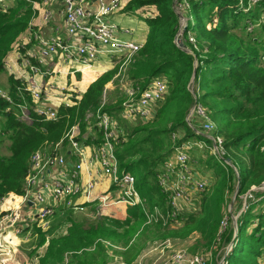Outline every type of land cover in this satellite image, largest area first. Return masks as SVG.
Returning a JSON list of instances; mask_svg holds the SVG:
<instances>
[{"label":"trees","instance_id":"obj_1","mask_svg":"<svg viewBox=\"0 0 264 264\" xmlns=\"http://www.w3.org/2000/svg\"><path fill=\"white\" fill-rule=\"evenodd\" d=\"M191 4L197 21L190 29L196 32L199 50L188 43L180 48L175 42L180 26L175 0H130L123 9L124 13L139 18L149 27L147 42L130 66L128 76L141 91L158 77L168 81L169 95L153 123L156 126V123L165 122L168 128L149 130V126H143L133 130L127 135V143L117 145V157L121 170L136 178L140 196L147 200L150 208L164 210L167 197L157 177L171 148L154 155L146 143L151 141L155 151L163 149L165 142L160 138L164 135L171 137L172 133L184 132L186 138L196 136L187 122L194 105L189 87L196 73L195 86L202 93L200 101L224 137L228 156L239 175L231 167L210 161L215 181L212 190L202 198L199 210L188 213L181 227L175 229L161 224L147 225V217L140 206L129 207L123 220L105 217L91 223L74 219L70 211L59 213L58 219L67 221L63 235L48 239L46 233L37 230L38 248L47 245L43 254L39 255L37 250L31 254L38 264H109L112 261L109 250L131 264L148 242L186 239L194 233L200 234L210 247L217 238L237 186L240 196L264 182V0L255 5H250L249 0H191ZM31 17L32 9L22 1L7 12L0 9V75L6 72L5 62L15 52ZM116 72V69L106 72L100 78V74L85 72L84 88L98 79L88 87L77 107L61 109V118L57 121H44L31 113L33 123L27 124L19 119V109L6 113L3 110L7 103L0 101V145L4 139L10 142V155L0 154V200L7 193H23L33 152L46 143H58L77 123L84 130L87 115L100 107L106 86ZM8 83L10 92L16 97L19 82L11 76ZM121 103V100L114 105L109 103L104 111L116 114L122 109ZM140 131L149 133L138 141L134 136ZM239 199L237 197V201ZM258 209L257 204L252 205L250 212H258L255 215L258 224L248 237L244 235V216L249 212L240 216L238 237L233 252L226 258L228 264H260L264 254V207ZM235 232L231 221L222 235L220 250L233 242ZM114 247L121 249L117 251ZM214 261L217 264V260Z\"/></svg>","mask_w":264,"mask_h":264},{"label":"built area","instance_id":"obj_2","mask_svg":"<svg viewBox=\"0 0 264 264\" xmlns=\"http://www.w3.org/2000/svg\"><path fill=\"white\" fill-rule=\"evenodd\" d=\"M19 1L32 9V17L14 52L18 64L11 57L5 62V71L19 83L16 97L10 89L0 87V101L7 103L4 112L19 109V119L27 124L33 123L31 113L44 121L59 120L61 109L77 107L92 84L83 87L85 71H96L95 65L105 60L118 68L117 74L125 73L126 85L121 88L125 100L118 113L104 111L112 80L106 86L101 106L87 115L83 131L77 123L58 143H46L33 152L23 193H7L0 200V264H29L20 260H26L20 250L21 243L28 240L33 228L50 229L52 218L66 211H90L88 216L92 215L95 220L120 219L117 215L122 208L140 206L147 217V225L169 227L178 223L185 214L199 210L203 194L214 186V178L201 172L197 155L208 153L214 161L225 168L231 167L239 175L228 156L224 137L200 101L202 93L194 81L189 87L194 105L187 122L196 136L186 138L184 132L172 133L171 152L157 177L167 197L166 206L164 210L160 207L152 210L147 200L140 196L136 178L121 170L116 149L117 145L128 141L127 125L123 121L132 126L138 121L153 122L169 95V84L165 78L158 77L141 91L130 80L129 68L145 44L123 38L133 33L116 20L124 9V0H0V9L7 12L17 7ZM260 1L249 0L250 5ZM175 11L180 24L176 40L180 36L184 44L199 50L196 32L190 29L195 26L190 14L191 0H175ZM52 77H61L67 85L51 82ZM50 98L61 100V103L51 102ZM1 120L0 114V134ZM194 120L196 125L192 124ZM105 182L110 186L100 191ZM238 193L239 186L232 206L239 197L240 212L235 217L226 211L209 251L193 255L179 250L171 260L164 259L160 264H209L215 252L223 251L219 250L222 235L232 221L236 232L233 242L225 247V258L220 263L228 264L226 258L233 252L240 216L250 212L254 204L258 205V210L264 207V182L252 186L243 195ZM257 224L255 220L253 226ZM120 261L125 264L122 257ZM134 264L157 263L139 261Z\"/></svg>","mask_w":264,"mask_h":264},{"label":"rangeland","instance_id":"obj_3","mask_svg":"<svg viewBox=\"0 0 264 264\" xmlns=\"http://www.w3.org/2000/svg\"><path fill=\"white\" fill-rule=\"evenodd\" d=\"M190 14L193 16V21L196 24L197 19H196V16L193 14V11H191ZM250 29L252 30V28H249V30ZM104 62L108 63L109 60H105ZM104 62H103V64H104ZM14 63L18 64V59L16 58V56H14ZM115 69L118 71V68H113V65H111V68L107 71H104V73H102V72H94V73L100 74L98 77V78H100L106 72H109V71H112ZM116 74H117V72H116ZM116 74H115L114 79H113V84L107 90V96H106V102H105L104 108L109 103H112L114 105V104H117V102H119L120 100L122 101L121 104H123V102L125 100L124 90L123 91L121 90V88L126 85V79L124 77L125 73L122 72L121 74H119V73L117 75ZM25 75H27V74L25 73ZM10 77H11L10 73H8V72L1 73V75H0V87L1 88L9 89L8 81H9ZM51 82H53L59 86L67 85L66 82L61 77H52ZM50 101L51 102L53 101L56 104L61 103V100L57 101L54 98H50ZM102 102H103V99H102ZM102 102H101V104H102ZM155 120L151 123H146V124H143L142 122L138 121L135 126H132L131 124H129L126 121H123V124L127 125L128 135L129 134L131 135L133 130L139 129L143 126H145V127L149 126V130H154V129L163 130V129L168 128V126L165 122H159L158 124L156 123V126H155L153 124L155 122ZM192 124L196 125L197 122L194 120ZM148 133H149L148 131H140L134 136V139H136L138 141L145 139L148 136ZM160 141L162 143L165 142L163 145V149L156 148L155 151L153 149L154 147L150 143L151 141L146 143V146L148 147L149 151L151 153H153L154 155L165 153L166 150H168L172 147V139L169 136H166V135L162 136L160 138ZM9 145H10V142L7 139H4V142L0 145V154L5 155V156H9L10 155V151L8 149ZM196 159L199 163V167L201 169V172L204 175H211L214 178V170L212 169L213 166L209 163L210 161H214L212 159V157L208 153H205L203 155H197ZM205 194H203V197L205 196ZM233 200H234L233 197L231 198V200H229L228 206H227V212L232 213V215L237 217L238 213L240 212V208H241V199H239V201L235 202L234 206H232ZM123 209L124 208H122L121 210H123ZM256 213H258V212L252 211V212H249L247 215L244 216V220L246 223V225H245L246 232L245 233L243 232V233H244V235L246 234L245 235L246 237H248V234L252 233V229L254 228L253 222L256 219V216H255ZM89 214H90V211L88 213L76 212L73 214V218L80 221V222H83V223L95 222L97 219L95 220L92 215L88 216ZM186 215L187 214L184 215V218L186 217ZM117 217H122L120 210L118 212ZM183 221L184 220H180L178 223H175L172 226L167 227V228L175 229V228L181 227L182 223H184ZM66 222L67 221H65L64 218L58 219V216H57L54 219L52 218L50 229H48V230L42 229L41 230V229L33 228L30 235H29L28 240L22 242L20 245V250L26 259V260H24L23 258H20V260L21 261L23 260L24 262L28 261L29 264H38L37 258L32 257L31 254L35 250H37V253L39 255L43 254L47 245H45L44 247L38 248L39 233L37 230H41L43 233H46L48 235L47 238L50 239L53 237V235L60 236L66 232V224H65ZM233 227H234V224H233ZM213 246H214V243L209 247L207 241L198 233H194L186 239L168 238V239L156 240L153 242H148V244L146 245L142 254L131 264L137 263L139 261H143L144 263L160 264V262L164 259L171 260L174 253L179 251V250H186L190 254L195 255V254H199V253H205V252L209 251ZM120 249L121 248H119V247L118 248L114 247V250L119 251ZM224 249H222L223 251L221 253L215 252L216 258H215V253H214L209 264H214L215 263L214 260H217V264H220L221 261H223L225 258L226 252ZM219 250H220V248H219ZM108 253H109V256L112 258V261L109 264H120L121 263V261H120L121 256L114 254V252L112 250H109ZM260 264H264V254L260 258Z\"/></svg>","mask_w":264,"mask_h":264},{"label":"crops","instance_id":"obj_4","mask_svg":"<svg viewBox=\"0 0 264 264\" xmlns=\"http://www.w3.org/2000/svg\"><path fill=\"white\" fill-rule=\"evenodd\" d=\"M129 1L130 0H124V7L126 6V4ZM116 20H118L123 27L130 28L133 31V33H132V35L130 37L123 36L124 39L130 38V39L135 40L138 43L146 44L147 38H148V33H149V27L147 26V24L144 21L140 20L137 17L130 16V15L124 13L123 11L118 13V15L116 17ZM10 57L12 59H14V53ZM110 68H111V65L109 63L104 62V64H103V62H100V63H97L95 65V69L94 70H96V71H94V72H102V73H104V71H107ZM93 82H90V84L93 83ZM8 85H9V83H8ZM108 186H110V183L109 182H105L100 187V191L105 189ZM127 210L128 209L120 210V212L122 214V217H120L121 220H123V219H125L127 217Z\"/></svg>","mask_w":264,"mask_h":264},{"label":"water","instance_id":"obj_5","mask_svg":"<svg viewBox=\"0 0 264 264\" xmlns=\"http://www.w3.org/2000/svg\"><path fill=\"white\" fill-rule=\"evenodd\" d=\"M176 44H177L178 47H180V48H183V47H184V43L182 42L180 36L177 37ZM195 74H196V73H194V75H193V77H192L191 83L195 81ZM237 228H238V227H237ZM235 231H236V230H235ZM237 231H238V230H237Z\"/></svg>","mask_w":264,"mask_h":264},{"label":"bare ground","instance_id":"obj_6","mask_svg":"<svg viewBox=\"0 0 264 264\" xmlns=\"http://www.w3.org/2000/svg\"><path fill=\"white\" fill-rule=\"evenodd\" d=\"M85 72H93V71H89V70H86ZM11 239H14L13 237H11ZM15 240V239H14Z\"/></svg>","mask_w":264,"mask_h":264}]
</instances>
